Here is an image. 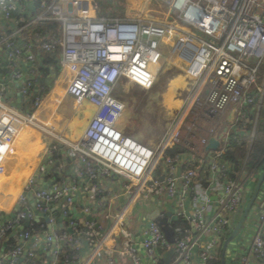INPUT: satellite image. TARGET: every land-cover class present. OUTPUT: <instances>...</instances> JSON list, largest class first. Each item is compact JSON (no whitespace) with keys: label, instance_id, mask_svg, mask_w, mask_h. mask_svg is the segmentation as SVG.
<instances>
[{"label":"built area","instance_id":"1","mask_svg":"<svg viewBox=\"0 0 264 264\" xmlns=\"http://www.w3.org/2000/svg\"><path fill=\"white\" fill-rule=\"evenodd\" d=\"M137 1L138 5L136 0H126L123 17L106 19L96 16L92 0H39L37 10L34 0L31 6L26 0H0L11 30L0 34L4 51L0 70L8 71L11 81L20 84L15 90L0 78V176L25 129L42 130L44 124L37 117L46 91L39 89L33 109L24 111L14 106L13 94L19 93L22 101L29 99L36 85L30 78L44 74V55L52 54L58 67L66 70L65 90L73 109L88 104L95 111L74 140L45 133L70 152L108 165L130 182L120 194L122 204L105 214L112 221L106 229L99 219H85L66 224L65 228H73L68 233L33 222L32 212H26L28 202L17 204L15 217L0 226V244L10 233L17 244L0 252V264L5 260L24 264L25 257L36 258L42 240L50 256L46 264H57L65 249L72 255L64 264H78L84 251L82 264H93L108 237L124 241L129 264H142L138 247L149 264H159L170 249L169 264H193V257L196 264H207L222 251L227 239L223 235L232 232L251 196L260 172L236 170L225 155L234 144L254 139L264 107V0ZM13 10L28 16L22 25L12 16ZM46 20L61 22L60 31L35 32ZM30 32L33 37L25 39ZM165 62L184 64L189 83L179 93L180 105L160 138L155 143L142 142L120 128L126 105L116 92L123 80L150 90ZM212 137L218 145L208 151ZM176 147L178 152L168 153ZM21 155H14V161ZM152 193L158 199L165 196L157 210L160 217L170 213L167 222L174 231L173 243L157 220L148 219L139 242L132 243L124 227L136 200H149ZM258 200L261 207L264 193ZM262 210L248 249L238 257L240 264H264ZM28 217L30 226L40 228L14 233ZM178 217L187 222L186 228L171 226ZM106 264H114L111 255L106 256Z\"/></svg>","mask_w":264,"mask_h":264},{"label":"crops","instance_id":"2","mask_svg":"<svg viewBox=\"0 0 264 264\" xmlns=\"http://www.w3.org/2000/svg\"><path fill=\"white\" fill-rule=\"evenodd\" d=\"M31 6V0H26ZM126 0H124L125 3ZM140 1L135 2L138 5ZM125 15V11H124ZM123 15V16H124ZM122 16V17H123ZM10 27L8 21H6L0 10V34L1 33H10ZM1 62L4 60V51L0 50ZM57 62V61H56ZM58 63V62H57ZM54 71L56 78L53 83V87H48L46 85H40L39 89L42 91H46V101L51 98V93L57 94V83L62 84V81L59 79V75L64 80H67V76L65 74V68H59L58 65L51 66L48 73H44V75H48ZM9 72L0 70V78L3 79L10 84V86L17 89L16 84L11 81L9 76ZM60 81V82H59ZM67 84V83H66ZM64 84L63 86H65ZM59 86V85H58ZM14 99H17V92L15 91L13 94ZM34 98V92L32 93V97L29 101H32ZM62 97L59 96V100ZM58 102V101H57ZM22 106L25 101H22ZM45 102L41 105V108L45 106ZM33 105V104H32ZM74 114L66 116V113H61V117L63 119L62 130L65 135L68 136L71 140L76 139L84 130L85 126L88 124V121L94 114V107L88 104L82 105L78 109H72ZM45 113V110L40 109L39 117H44L42 113ZM71 112V111H70ZM71 114V113H70ZM70 116V118H69ZM26 138H24V133L21 135V139L17 141L15 144V149L12 151L14 153H10L9 159L15 160L14 155H17L22 152V155L26 153L25 156L21 158V166L15 167V165H11L8 159V163L6 164V171L3 175L0 176V222L5 218L10 216L15 210L18 211L17 204L19 202L25 204L28 202V205L31 208L30 201L34 204H40L48 209L52 214L56 215V218L47 217L46 220L38 218L37 222L39 224H43L46 226L56 225L57 229L62 230L65 228V221L58 222V212L60 210V206L62 202H66L71 207L76 204L77 208L80 209L83 205L88 203L90 206L91 213L88 216L80 215V217L75 221V223H79L87 218L89 219H99L103 222V226L108 227L111 225V219H107L105 214H107L110 210L115 209L114 207L122 204V198L120 194L125 191L126 186H121L120 181L118 180V176L112 170H107V168L101 163L93 162L86 157L70 152L67 147L60 143H55L51 139L48 140L47 137H40V140L34 141L31 144H28V148H20V147H28L25 145ZM27 144V143H26ZM38 155V156H37ZM27 156V158H25ZM25 159V160H24ZM85 160V163H84ZM102 167V168H101ZM97 169H104L103 171H98ZM13 170V171H12ZM17 170V171H16ZM106 170V171H105ZM12 171V172H11ZM97 171V173H94ZM105 171V172H104ZM11 172V173H10ZM106 172L108 174H106ZM103 173V174H102ZM113 174V175H112ZM29 175V179L25 182L26 178H17V183L10 185H4V183L11 179L12 177ZM102 175V176H99ZM108 175V178L104 177ZM23 176V177H24ZM111 176H115L117 179H112ZM24 180V181H23ZM63 185V189L66 193V198L63 196H59L56 192L52 191L55 181ZM64 181V183L62 182ZM20 182V183H18ZM33 185H36V188H33ZM90 185H92L93 189L90 190ZM16 186V188H15ZM95 187V189H94ZM251 187V186H250ZM15 188V189H14ZM21 188V190H19ZM253 187H251V190ZM101 192L99 195L94 196L90 193L91 191L96 193ZM19 191V192H18ZM31 193V197L27 198L26 194ZM18 192V193H17ZM68 192V194H67ZM103 193V194H102ZM156 193H152L151 199L136 200V203L133 205L132 210L129 212L130 216L128 217V221L125 222L124 227L126 231H129L130 238L133 242H139L142 238V229L144 224L148 221L147 214H149L153 209H159L158 201H161L165 196L162 195V198L158 199ZM249 197L247 198V201ZM246 201V203H247ZM257 202V201H256ZM255 202V203H256ZM254 207H257L260 202L256 203ZM245 205V204H244ZM36 206V205H35ZM16 214V213H15ZM49 214V212H48ZM249 214H251L248 222L244 224L236 238L231 241L225 252V263L231 264L235 261V257L237 256L238 263L239 256L243 252L248 249L249 238L254 232L256 227L255 222L258 220V215L256 211L253 209ZM257 216H256V215ZM33 215V214H32ZM254 215V216H252ZM49 216V215H48ZM54 216V215H53ZM249 216V215H248ZM248 218V217H247ZM253 219L254 228H249V223ZM25 220V219H24ZM247 220V219H246ZM5 223V221H4ZM23 221L19 224L22 225ZM1 226V225H0ZM17 227V226H16ZM39 227V226H38ZM63 227V228H62ZM40 228V227H39ZM22 231V230H21ZM248 231H251L249 233ZM20 232V231H19ZM17 242L13 239L11 233L2 241L0 244V252L6 253L8 249H11ZM224 244V243H223ZM44 241L42 240L40 246L37 248V259L39 264H46L49 261L50 256L49 253L44 248ZM138 254L141 256L142 264H149L147 260L144 258V251L142 248L138 247ZM86 255V251H84ZM167 252L163 253V262L159 264H169L172 261L173 255L169 258H164V255ZM85 255L81 257L80 262L78 264H82ZM111 255L114 260V264H129L130 259L128 254L126 253V245L123 240L115 239L114 237H108L106 240V247L104 251H101L96 258L93 260V264H106V256ZM60 257H58V261ZM59 262H57L58 264ZM197 260L193 257V264H196Z\"/></svg>","mask_w":264,"mask_h":264},{"label":"rangeland","instance_id":"3","mask_svg":"<svg viewBox=\"0 0 264 264\" xmlns=\"http://www.w3.org/2000/svg\"><path fill=\"white\" fill-rule=\"evenodd\" d=\"M127 9V2L125 1V13L127 12ZM185 69L184 64L181 65L172 62H165L157 75L154 86L150 90H141L132 84H127V82L123 80L119 85L116 94L126 105L124 115L119 123V126L124 133L146 143H155L160 138L169 119L180 105L179 93L183 88L187 87L189 83ZM59 79L62 81V84L57 83V94L51 93V98L48 101H45V106L43 109L41 108V111L45 110V113H42L44 117H37L44 124L41 126L42 130L39 129L38 131L33 127H27L25 131L28 130V137L27 141H25L27 144L25 143V145L31 144L34 139L36 141L40 140V137L42 136L43 138L47 137L48 140L51 139L55 143H61L46 134V131H52V133L58 136H65L62 131L64 129V127H62L64 121L61 118L64 116H62L61 113H66V116L70 115L74 102L66 94V85L63 86L67 81L64 80V78L61 79L60 75ZM10 84L12 85V83ZM59 96L62 97L61 100H59ZM32 109L33 105L29 110ZM50 125L53 126L52 130H50ZM29 147L30 146L28 145V147L25 148H28L29 150ZM25 155L26 153L21 155V157ZM25 158H27V156ZM20 164L21 158L19 157L17 163L14 165L18 168L21 166ZM120 177L122 178L121 174ZM21 178H26L25 182H27L29 175H25ZM127 181L130 185L128 179ZM19 190H21V188ZM258 202L259 200H257L256 203ZM250 216L251 214H249L246 223ZM248 226L250 229L254 228L253 219H251ZM248 232L251 233V231ZM237 263L238 259L236 256L235 261L231 264Z\"/></svg>","mask_w":264,"mask_h":264},{"label":"trees","instance_id":"4","mask_svg":"<svg viewBox=\"0 0 264 264\" xmlns=\"http://www.w3.org/2000/svg\"><path fill=\"white\" fill-rule=\"evenodd\" d=\"M24 1V0H23ZM92 4L95 9L96 16L98 18H113V17H122L124 15V0H92ZM33 9H39V0H34ZM12 16L16 19L21 20L20 24L24 22L23 19H26L28 16L26 14H21L17 10L12 11ZM61 29V22L57 21H43L41 24L35 27V32H42V34L46 33H56ZM32 38L33 35L30 33H25L24 38ZM57 66L56 57L52 54H46L43 58L42 73H48L51 66ZM32 97L30 93L29 99ZM25 101L22 106V110H29L32 106V101ZM180 148L176 147L168 151L169 154H174L179 151ZM226 158L231 161L236 170H242L246 173H250L251 171L258 170L260 173L264 169V107L260 112V120L257 123L255 129L254 139L251 142L244 141L241 144H234L233 149L228 150L226 153ZM259 173V175H260ZM258 177L255 182H257ZM264 186V183H263ZM262 186V188H263ZM264 189L260 190V193L256 199V201L262 196L264 193ZM93 215V213H91ZM171 226L173 227H184L188 226L185 220L180 219L179 217L172 221ZM37 225L30 226L25 230H33L37 229ZM231 232L225 233L223 235V240L230 235ZM221 254L222 251L219 250V253L216 258H213L207 262V264H221ZM72 255V252L69 249H65L63 255H61L58 264H64L65 260H67L68 256ZM24 264H39L37 258L27 259L26 257L23 259ZM163 259L161 260V263ZM226 262V261H225ZM8 261L5 260L3 264H7ZM226 264V263H225Z\"/></svg>","mask_w":264,"mask_h":264},{"label":"water","instance_id":"5","mask_svg":"<svg viewBox=\"0 0 264 264\" xmlns=\"http://www.w3.org/2000/svg\"><path fill=\"white\" fill-rule=\"evenodd\" d=\"M56 78V75L54 73V71H52V73L48 74V75H41V76H32L30 79L31 80H35L36 81V85L33 89L34 95L37 94L38 90H39V86L40 85H46L48 87H53V83L54 80ZM20 86V84H16V87L18 88ZM22 96L17 93V99L15 100L14 106L17 107L18 109H22ZM218 145V141L215 138H210L208 144L206 145V150H214L217 148ZM264 183V169L262 170V172L260 173L257 182L255 183V186L253 188L252 194L249 198V200L247 201L239 219L237 220L236 224L234 225L231 234L227 237V239L224 241L223 247H222V254H221V264H225V252L227 249L228 244L233 241L236 236L238 235V233L240 232V230L242 229L249 213L254 209L256 211L257 214H260L263 212V207H264V200L262 202V209L261 207H254V203L256 202V199L260 193V190L262 189ZM36 185H33V188H36ZM31 191L30 193L26 194L27 198L31 197ZM31 205V209L33 211V216H34V220L37 221L38 218L40 217V214L37 212L35 204L30 201L29 202ZM18 208V207H17ZM15 213L16 210L7 218H5L3 221L0 222V225H2L4 223V221L6 220H12L15 217ZM170 213L166 212L164 217H160L159 216V211L157 209L151 211L149 214H147V218L149 220H157L158 224L160 225L163 233L165 234L167 240L171 243L174 242V231L173 229L169 226L167 220L169 217ZM31 225V219L29 218H25V220L23 221L22 225H18L15 228L14 233H17L21 230H25L26 228L30 227ZM54 228H56V225H53ZM63 228V227H62ZM68 233H73V228L72 227H66L64 228ZM13 233V234H14ZM171 255H173V250L170 249L165 255L164 258H169Z\"/></svg>","mask_w":264,"mask_h":264},{"label":"bare ground","instance_id":"6","mask_svg":"<svg viewBox=\"0 0 264 264\" xmlns=\"http://www.w3.org/2000/svg\"><path fill=\"white\" fill-rule=\"evenodd\" d=\"M27 134H28V130H26L25 131V133H24V138H26L27 139ZM12 153H14V152H12ZM12 153H11V155H12ZM9 162H11L10 164L11 165H14V164H16L17 163V161H14L13 159H9ZM84 163H85V160H84ZM102 165V164H101ZM106 168H107V170L109 171V170H112L114 173H116L117 175H120L117 171H115L114 169H112V168H110L108 165H105V164H103ZM102 165V166H103ZM102 168V167H101ZM98 171H103L104 169H97ZM13 171V170H12ZM11 171V172H12ZM17 171V170H16ZM106 171V170H105ZM104 171V172H105ZM10 172V173H11ZM94 173H97V171H95ZM103 174V173H102ZM106 174H108L107 172H106ZM113 175V174H112ZM24 175H22V176H17V177H12L11 179H9V180H7L5 183H4V185H10V184H14V182L15 183H17V178L19 179V178H21V177H23ZM99 176H102V175H99ZM122 176V175H121ZM104 177H106V178H108V175H105ZM112 177V179L114 180V179H116L115 178V176H111ZM126 178H123V176H122V178L121 177H119L118 176V180L120 181V183H121V186L123 187V186H125V185H129L128 184V181H127V179L125 180ZM117 180V179H116ZM63 183H64V181H62ZM0 185H3V184H0ZM93 189V187H92V185H90V190H92ZM94 189H95V187H94ZM51 190L52 191H54V192H56L59 196H63L64 198H66L67 196H66V193H65V191H64V189H63V185L62 184H60V183H58V181L56 180L55 181V183H54V185H53V187L51 188ZM92 195H93V197L94 196H97V195H99L101 192H99V190H98V192L96 193V195H94V192L93 191H91L90 192ZM67 194H68V192H67ZM103 194V193H102ZM101 195V194H100ZM21 202H19L18 204H20ZM37 210V212L40 214V218L41 219H43V220H46L47 219V217H52L53 219H55L56 218V215L54 214V216H48L47 214H45L44 212H42V211H39L38 209H36ZM26 212H32V213H30V214H33V211H32V209H30V208H28V209H26ZM89 213H91V209H90V206H88V203H86V205H83V207L82 208H80V209H78L77 208V206H76V204H74L72 207L69 205V204H67L66 202H62L61 203V206H60V210H59V212H58V215H57V219H58V222H61L62 223V221H65V222H67L68 224L69 223H72V222H75L79 217H80V215H84V217H83V219L85 218V216H88L89 215ZM32 216V218H34V216L33 215H31ZM29 218V217H28ZM87 219H89V218H87Z\"/></svg>","mask_w":264,"mask_h":264}]
</instances>
